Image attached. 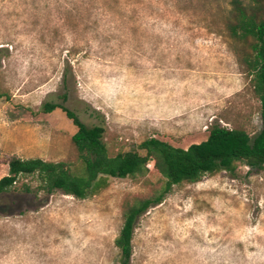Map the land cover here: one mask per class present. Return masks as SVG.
I'll return each instance as SVG.
<instances>
[{
	"label": "rangeland",
	"instance_id": "rangeland-1",
	"mask_svg": "<svg viewBox=\"0 0 264 264\" xmlns=\"http://www.w3.org/2000/svg\"><path fill=\"white\" fill-rule=\"evenodd\" d=\"M230 2L0 0V179L12 159L77 161L76 128L41 110L64 92L82 123L104 126L110 156L150 138L187 149L213 124L256 135L260 103L225 29ZM148 168L86 200L21 177L0 196V264H118L124 201L162 181ZM130 264H264V168L238 163L175 186L138 219Z\"/></svg>",
	"mask_w": 264,
	"mask_h": 264
},
{
	"label": "trees",
	"instance_id": "trees-1",
	"mask_svg": "<svg viewBox=\"0 0 264 264\" xmlns=\"http://www.w3.org/2000/svg\"><path fill=\"white\" fill-rule=\"evenodd\" d=\"M234 52L249 76V82L260 103V131L251 137L241 129H227L219 124L208 128L205 141L187 149L177 148L156 138L144 140L137 150L110 156L104 142L103 125L87 126L75 112L66 107L67 92L60 103H44L41 110H60L76 128L71 142L77 153L76 162H47L41 159H12L8 174L0 179V196L14 189L21 177H33L35 191L45 195L61 192L77 200L98 195L109 185L110 178L141 179L149 165L162 181L145 197H131L122 206V226L114 240L118 264H130L132 240L138 219L160 205L175 186L195 184L205 175L233 173L237 164L252 171L264 168V0H231L225 22ZM65 83V76H63ZM8 95L0 88V99ZM22 191L33 188L23 184Z\"/></svg>",
	"mask_w": 264,
	"mask_h": 264
}]
</instances>
